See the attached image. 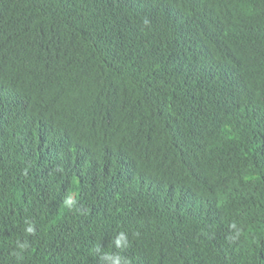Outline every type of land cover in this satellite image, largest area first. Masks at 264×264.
I'll list each match as a JSON object with an SVG mask.
<instances>
[{
  "label": "trees",
  "instance_id": "16d2710c",
  "mask_svg": "<svg viewBox=\"0 0 264 264\" xmlns=\"http://www.w3.org/2000/svg\"><path fill=\"white\" fill-rule=\"evenodd\" d=\"M106 252L264 264V0H0V264Z\"/></svg>",
  "mask_w": 264,
  "mask_h": 264
},
{
  "label": "clouds",
  "instance_id": "9594fccd",
  "mask_svg": "<svg viewBox=\"0 0 264 264\" xmlns=\"http://www.w3.org/2000/svg\"><path fill=\"white\" fill-rule=\"evenodd\" d=\"M27 231L29 233H31L33 231V229L31 227H29L27 229ZM115 244H116V247H118V248L119 247H127L128 246V238H127L126 233H124V232L119 233L115 239ZM102 259L106 260V261H110L111 264H121V261H122V257H120L119 255L113 256V254L109 253V252L104 253L102 256Z\"/></svg>",
  "mask_w": 264,
  "mask_h": 264
}]
</instances>
